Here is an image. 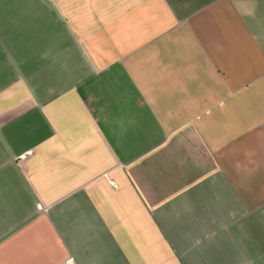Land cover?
Instances as JSON below:
<instances>
[{"label":"crops","instance_id":"0c3cea01","mask_svg":"<svg viewBox=\"0 0 264 264\" xmlns=\"http://www.w3.org/2000/svg\"><path fill=\"white\" fill-rule=\"evenodd\" d=\"M190 65L264 71V0H0V264H264V239L216 234V197L264 195L247 150L217 166L198 135H169L182 98L125 92ZM232 79L206 98L235 99Z\"/></svg>","mask_w":264,"mask_h":264},{"label":"rangeland","instance_id":"374dc122","mask_svg":"<svg viewBox=\"0 0 264 264\" xmlns=\"http://www.w3.org/2000/svg\"><path fill=\"white\" fill-rule=\"evenodd\" d=\"M202 57L203 56L200 58ZM216 62L217 61H214V63ZM74 70H76L78 72L77 74L80 76L85 73L82 69ZM142 70L137 73L143 74ZM104 71H111V68H104ZM223 71V68H194L191 65L178 70L171 67L165 69H151L152 74L149 75L151 80L146 77L150 80V83H127L128 85L125 84V92L129 91L130 93H134L133 96H136V103L141 106H143V103L145 102L142 98L149 96L147 93H150L153 98L158 97L160 92L177 94V97L182 99L168 100V107H165V109H167V114L174 115L176 110L179 108L181 109L182 106L184 108V117H180V122L173 120V116L165 117L162 115L160 118V120H165L166 118L173 120V122H171L172 127L168 126L169 128H173L169 129V135L177 136L181 135L182 132H184V135H190L191 133H194L193 135H198L200 139V147H203L205 151L206 148L211 152L215 151V154L217 155V166L223 161V154L225 153L226 158L229 155L232 156L228 161H230L229 163L232 164L233 167H240V164L238 163L239 160L238 158H235L234 153L236 149H239V146H242L240 150H247L248 152L247 165L249 167V176H262L264 175V105L258 102L260 100H256L255 97L258 95L256 91L261 87V83H264V71L259 70V72L256 73L253 72L252 69L250 75L252 78L243 84L234 82L235 80L238 81L241 77L243 73L241 68H231L224 71V73ZM145 72L146 71H144V76ZM225 72L226 76H233L232 84L234 88H232V93L233 95L236 93L233 96L235 99H216L209 101L206 98L208 91L215 92L221 90L223 84H216V82L217 78H222L223 75H225ZM123 73L129 75L128 73L126 74V72ZM141 79H143V77H141ZM159 79L177 81L171 83H159ZM179 81H182V83ZM104 83L105 81L101 83L100 86H96L94 83L91 85L92 90H113L111 83ZM260 95L264 94L260 93ZM198 97H201V99ZM131 101L134 102L132 98L125 102L126 104H130ZM161 102L164 101L152 99L151 107H157ZM256 103L259 105H256ZM214 104L216 108L226 109L227 114L224 115L223 112L220 114L221 112L218 111L213 112L211 111V108L210 112L209 110L205 111V109L213 107ZM191 108L193 112H196H194V115L189 113L191 110L188 109ZM236 108L241 109L243 115L236 114L238 111ZM180 109L178 113L182 115V110ZM245 110L250 113L256 112L258 114L245 115ZM192 120L195 124H205L206 126L209 124L215 126V130L213 133L202 131V128H200L199 131L195 130V128H191L190 125ZM182 124H184V126L188 125L191 132L182 131L180 127ZM215 204H217L220 209H223V205H227L225 210L216 212L217 224L223 228L221 230H216L217 239L218 237H222L223 239H240V236L242 239H264V195L236 197L220 196L216 197Z\"/></svg>","mask_w":264,"mask_h":264},{"label":"built area","instance_id":"2783aa9c","mask_svg":"<svg viewBox=\"0 0 264 264\" xmlns=\"http://www.w3.org/2000/svg\"><path fill=\"white\" fill-rule=\"evenodd\" d=\"M25 157H26V154H24V155L20 156V157H19V160H24V159H25Z\"/></svg>","mask_w":264,"mask_h":264}]
</instances>
